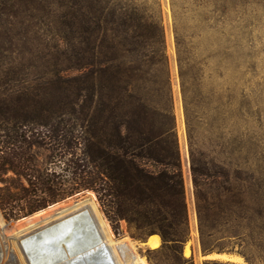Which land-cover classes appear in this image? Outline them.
Masks as SVG:
<instances>
[{
	"label": "trees",
	"instance_id": "1",
	"mask_svg": "<svg viewBox=\"0 0 264 264\" xmlns=\"http://www.w3.org/2000/svg\"><path fill=\"white\" fill-rule=\"evenodd\" d=\"M237 3L214 0L220 18ZM172 6L202 251L264 264V170L239 162L264 160L261 128L228 126L255 118L230 97L217 128L225 156L208 160L202 62ZM53 9H64L58 20ZM137 15L123 0H0V210L18 219L93 192L116 232L126 221L141 239L159 237L165 264H194L165 33Z\"/></svg>",
	"mask_w": 264,
	"mask_h": 264
},
{
	"label": "rangeland",
	"instance_id": "2",
	"mask_svg": "<svg viewBox=\"0 0 264 264\" xmlns=\"http://www.w3.org/2000/svg\"><path fill=\"white\" fill-rule=\"evenodd\" d=\"M123 2L138 7L137 16L144 21L146 20V23H142L141 26L152 27L160 24L164 29L190 225V236L185 243L189 249V255L186 256L193 254L194 264H201V256L203 254L205 258V254L201 247L194 186L190 170L189 141L177 60L172 0H123ZM177 2L180 5L177 7L181 18L180 24L185 32L188 47H196L195 50L202 62L201 149L206 153L208 160L220 163V160H223L225 156L223 154L224 139H221L220 131L217 128L222 123V103L229 101L230 97L233 111L236 112L242 108L244 113L249 111L254 114L255 118L247 120L246 123L237 122V120H225V123L228 126L235 124L237 126L247 124L253 128L260 126L259 134L264 138V0H237V5L225 18L219 17V12H216L214 6V0H206V8L202 5L198 6L194 0H177ZM63 11L64 9L51 10L52 18L58 20ZM203 18H206V22ZM43 19L47 20L46 17ZM102 25L116 26L104 23ZM59 27H62V24H58L57 28ZM40 28L46 27L41 25ZM261 147H264L263 139L260 142ZM40 154L41 160L46 161L49 153L42 149ZM241 160H239L240 163L246 161L248 166L255 170H264L262 156L250 154L242 157ZM8 175L14 176V173L10 171ZM2 186L3 184L0 182V187ZM91 202L97 205L102 218L107 221L117 240H126L132 242L133 245L135 244L134 251L149 264H165L164 258L154 253V250L160 247L161 241L157 246L150 245L149 240L148 245L142 244L141 241L145 240L147 236L142 239L139 238L126 221H121L120 228L116 232L100 209L93 192L77 194L18 219H5L0 210V264L3 260L6 264H29L26 257L29 251L34 253V250L32 251L31 247L28 248L27 242L24 241L25 233L65 209L67 210L79 203H84L89 207ZM51 236L50 242L53 243L59 235ZM132 249L128 244L123 251L129 253ZM42 254L39 252L37 256ZM11 259H13L12 263ZM244 264H248L245 259Z\"/></svg>",
	"mask_w": 264,
	"mask_h": 264
},
{
	"label": "bare ground",
	"instance_id": "3",
	"mask_svg": "<svg viewBox=\"0 0 264 264\" xmlns=\"http://www.w3.org/2000/svg\"><path fill=\"white\" fill-rule=\"evenodd\" d=\"M50 235L59 236L51 243ZM24 241L28 248L34 250V253L29 251L26 257L29 264H149L134 251L135 244L114 237L94 202L89 207L79 203L51 216L43 224L29 229L24 235ZM159 243L157 236L149 239L152 246ZM128 244L133 249L126 253L123 250ZM39 252L43 254L37 256ZM184 254L189 255L187 247ZM211 256L234 260L226 254L215 253ZM1 264L6 262L3 260Z\"/></svg>",
	"mask_w": 264,
	"mask_h": 264
},
{
	"label": "crops",
	"instance_id": "4",
	"mask_svg": "<svg viewBox=\"0 0 264 264\" xmlns=\"http://www.w3.org/2000/svg\"><path fill=\"white\" fill-rule=\"evenodd\" d=\"M161 243H162V241H161ZM215 253L216 254H226L229 257H231V259H234V260H229V261L234 262L236 264H244V258L242 256L238 255V254H227V253H217V252H212V253L205 254V256H207L206 258H204L203 257V254H202V256H201V258H202L201 264L203 263L204 260H207V259H216V258H213L212 256L210 257V255L215 254ZM191 256H193V254ZM241 259H242V261H241ZM221 261H223V260H221Z\"/></svg>",
	"mask_w": 264,
	"mask_h": 264
},
{
	"label": "water",
	"instance_id": "5",
	"mask_svg": "<svg viewBox=\"0 0 264 264\" xmlns=\"http://www.w3.org/2000/svg\"><path fill=\"white\" fill-rule=\"evenodd\" d=\"M150 236L151 235L147 236V238L145 240L141 241V243L144 245H148V240H149ZM185 247H186V245H185ZM185 247H184V250H185ZM227 254H232V253H227Z\"/></svg>",
	"mask_w": 264,
	"mask_h": 264
}]
</instances>
